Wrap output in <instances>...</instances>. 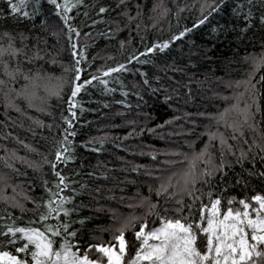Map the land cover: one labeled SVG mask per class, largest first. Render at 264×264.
<instances>
[{
	"label": "trees",
	"instance_id": "obj_1",
	"mask_svg": "<svg viewBox=\"0 0 264 264\" xmlns=\"http://www.w3.org/2000/svg\"><path fill=\"white\" fill-rule=\"evenodd\" d=\"M156 3H162L170 12L154 20L157 12L152 8ZM41 4L44 15L35 21L5 23L0 20V29L7 27L25 33L29 54L35 51L33 45L41 50L43 59L31 66L49 73L52 79L48 82L56 84L52 92L59 91L58 98L41 87L31 102L16 97L13 92L6 101L4 89L0 88V176L10 178L9 184L16 186L18 199H23L24 195L37 200L46 198L42 181L47 180L51 187L56 177L45 158L54 160L55 146L67 127L62 116L70 117L67 101L74 73L64 69H72L74 62L66 35L61 33L57 43V37L51 35L52 30L45 31L40 24L41 19L57 23V18L49 14L51 6L46 0H41ZM193 4L196 7H187L178 16L172 15L177 5ZM84 5L87 7L73 10L74 19L70 21L81 33L77 38L78 46L85 50L81 81L95 75L108 83L104 85L94 80L74 98L76 117L70 131L75 132V136L69 137L73 142L74 159L57 163L56 170L70 181L65 194L72 195L73 201L66 206L78 209L71 217L77 221L84 218L83 224L72 225L77 229V238L82 243L107 242L125 218L144 216L146 209L137 206V194L150 196L156 202L155 191L149 193V187L155 189L168 176L179 174L187 163L185 154L190 156L204 148L209 132L223 134L232 151L222 149L218 140L211 142L214 163H219L223 150L225 168L223 173L216 172L208 185L196 184L203 193V202H208L209 189L214 195L237 199L253 192L264 193V177L248 175L249 171H264V160L261 159L264 153H260L258 147L248 151L253 140L260 143L264 136V79H261L264 65L254 67L252 60L246 59L250 54L259 55L264 50V27L254 22L242 38L237 39L244 21L233 17L230 10L234 6L233 0H226L222 13L213 14L205 25L187 33L163 53L156 51L141 57L150 59V63H126L130 54L143 51L153 41L167 39L185 26L190 27L199 16V0H124V3L120 0H84ZM3 6V0H0V8ZM100 6H105L107 11L97 15ZM125 8L135 17L133 21L128 22L127 17L121 15ZM254 11L259 14L258 8ZM217 23L231 24L235 29L221 32L218 38L212 39L210 27ZM53 57L56 63L49 62ZM120 63L125 64L126 71L102 75L108 67ZM141 72L145 77H141ZM145 78L147 85L143 83ZM248 80L255 85L254 89L251 85L246 87L244 83H236ZM22 83L21 79L10 87L19 88ZM233 104H238V109L233 110ZM245 104L248 105L247 124L243 123L239 111ZM225 109L229 110L225 115L228 122L241 124L239 133L227 128L223 120L216 123L214 118ZM149 128L151 132L147 131ZM234 134L235 140L231 139ZM93 148L100 150L93 151ZM241 152H246L247 157L242 164L236 163ZM199 167L202 169L204 164ZM134 168L137 171H133ZM237 176L247 181L246 187L237 183ZM178 178L173 177V183ZM70 189L77 191L73 194ZM3 191L7 195L13 194L11 187ZM177 195H180L179 191ZM184 201L188 203L186 196ZM24 203L25 207L33 208L31 201ZM159 203L161 212L167 207L168 215H175L171 211L176 206L173 200L165 203V199L160 198ZM199 203L197 201L193 207L194 212ZM6 209L15 216L20 215L18 209L0 200V215H5ZM34 215L28 211L24 219ZM140 222L137 219L133 223L138 226ZM147 223L149 228L158 225L155 216H147ZM125 235L131 247L134 242L132 229L128 228Z\"/></svg>",
	"mask_w": 264,
	"mask_h": 264
},
{
	"label": "snow or ice",
	"instance_id": "obj_2",
	"mask_svg": "<svg viewBox=\"0 0 264 264\" xmlns=\"http://www.w3.org/2000/svg\"><path fill=\"white\" fill-rule=\"evenodd\" d=\"M49 8V14L57 18V23H49L45 19L40 20L45 31L51 29V35L57 37L64 33L67 37L70 55L73 60L72 69L65 68L64 71H73L71 77V92L68 97V111L70 117L62 116L67 127L62 133V139L55 146L54 160L49 163L56 180L49 187L47 180L42 181L46 191V198L37 200L33 197L24 195L23 199H18L15 185L9 184V177L0 176V200L11 208L18 209L19 216L5 210V215H0V264H264V193L253 192L251 195H245L242 198L224 197L220 194H213V190L207 192L208 202H203V193L201 189L196 188L199 182L202 185H208L210 178L216 172L223 173L225 168L224 151L220 152L219 163H214L213 153L210 150L211 142L218 140L222 149L232 151V146L227 144L223 134L209 132V140L199 152H193L190 156L185 154L187 161L184 169L179 173H173L167 177L166 181H161L159 186L153 189L149 187V193L155 191L158 198L153 202L150 196H139L138 205L146 209L144 216H130L125 218L124 222L116 228L110 241H100L96 243H82L77 238V229L73 228L74 223H84V218L73 220L71 213L77 211L76 207H67L73 201L72 195H66L65 190H69L70 181L65 175L57 171V163H67L74 159L72 141L70 136H75V132L70 131L72 120L76 117L73 109L77 102L74 98L77 94L90 85L92 81L99 80L101 84L107 85V80H101L98 76H91L89 79L81 81V63L85 59V50L83 46H78V37L81 35L79 29L74 27L71 20L74 19L71 13L84 5V0H46ZM124 3V0H120ZM234 6L231 12L234 18L243 19L244 24L240 27V36L242 38L254 24L258 22L264 27V0H233ZM4 6L0 8V20L5 23L8 21L20 22L23 20L35 21L44 15L41 0H3ZM226 4V0H199V16L189 27L185 26L182 30L173 33L167 39L153 41L150 46H146L143 51L136 54H130L126 63L137 61L141 64L150 63V59H141L148 57L156 51L163 53L172 43L178 39L184 38L187 33L205 25L209 22L213 14H220ZM187 7H196L195 4L181 7L176 6L174 16L184 11ZM259 9V14L254 9ZM157 12L158 17L167 16L170 9L162 3H156L152 8ZM159 10V11H157ZM107 11L105 6H100L97 15L104 14ZM88 15L87 12L84 13ZM121 15L127 17L131 22L135 19L125 8ZM139 11L137 12V16ZM96 21H93L95 24ZM62 24V27H58ZM139 29L140 25H136ZM235 26L231 24L212 25L210 27L211 38L216 39L221 32L227 33L234 30ZM66 30V32H65ZM111 31V29H110ZM88 36L89 33H84ZM19 40V46L17 45ZM28 37L23 32H15L7 27L0 29V88L4 89V97L7 101L10 93H15L16 97H22L31 102L36 97L37 90L44 88L49 95H56L59 98V91L52 92L48 88V81L52 79L51 75L40 67H32L35 61L43 59L41 50L33 45L35 51L29 54L28 45L25 41ZM123 44V42H121ZM246 59H251L253 66L264 65V50L259 55H249ZM50 63H56V59L50 58ZM126 71L125 64L120 63L115 67H108L103 71V76L110 73ZM145 77V73H140ZM23 80L19 88L10 87L19 80ZM261 79H264L262 77ZM148 84V80H143ZM237 85L244 83L247 87L251 81H237ZM254 89L255 85H251ZM242 95V94H238ZM167 100L168 97H165ZM7 107V104H6ZM233 110L238 109V104L231 106ZM248 105L239 110L243 117V123H248ZM219 113L214 119L219 124L225 122L227 128H231L234 133L241 131V124L238 122H228L225 115L228 112ZM143 131V129H141ZM151 132L152 129H147ZM242 134V133H241ZM237 137L234 134L231 139ZM102 143V141H101ZM247 143V141H245ZM27 147V145H25ZM258 147L260 153H264V136L261 142L253 140L248 151ZM93 151H99L93 148ZM234 154V153H233ZM247 157L246 152H241L236 158V163H241ZM155 159V156H153ZM253 157V165H254ZM264 160V156L261 157ZM203 163L201 169L199 165ZM12 167L11 164H6ZM137 171V169H133ZM249 176L258 175L264 177V171L253 173L249 171ZM179 178L173 183V177ZM237 183L247 186V181L242 176H237ZM12 188V195H7L3 189ZM84 185H81L83 188ZM75 194L76 189H70ZM179 191L180 195H177ZM224 191V189H221ZM187 197L188 203L185 204L184 197ZM165 199L175 202V207L171 210L175 215H168L169 209L162 208L159 199ZM226 200V203L224 202ZM25 201H31L33 208L25 207ZM200 201L195 212L193 207ZM134 207V205H129ZM187 209V211H185ZM32 211L35 215L24 219V214ZM147 216H155L158 221L157 226L148 227ZM139 219L141 222L136 226L133 222ZM23 220L24 222L17 223ZM128 228L133 231L134 242L130 247L125 232Z\"/></svg>",
	"mask_w": 264,
	"mask_h": 264
},
{
	"label": "rangeland",
	"instance_id": "obj_3",
	"mask_svg": "<svg viewBox=\"0 0 264 264\" xmlns=\"http://www.w3.org/2000/svg\"><path fill=\"white\" fill-rule=\"evenodd\" d=\"M48 88L53 91L56 88V84L54 81H52L51 83L48 82Z\"/></svg>",
	"mask_w": 264,
	"mask_h": 264
}]
</instances>
